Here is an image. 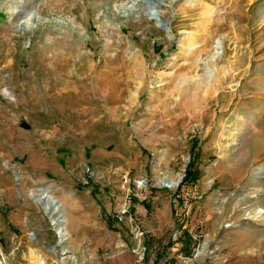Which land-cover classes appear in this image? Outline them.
Listing matches in <instances>:
<instances>
[{
  "label": "rangeland",
  "instance_id": "obj_1",
  "mask_svg": "<svg viewBox=\"0 0 264 264\" xmlns=\"http://www.w3.org/2000/svg\"><path fill=\"white\" fill-rule=\"evenodd\" d=\"M255 187L264 0H0V264H264Z\"/></svg>",
  "mask_w": 264,
  "mask_h": 264
},
{
  "label": "bare ground",
  "instance_id": "obj_2",
  "mask_svg": "<svg viewBox=\"0 0 264 264\" xmlns=\"http://www.w3.org/2000/svg\"><path fill=\"white\" fill-rule=\"evenodd\" d=\"M150 10L153 11V8L150 7ZM152 15L154 17V13H152ZM63 76L65 77L66 80H70V79L74 80L73 76H71L69 74V72L65 73V75H63ZM84 79L85 78L83 77L80 81L82 82ZM62 80H63V78H62ZM67 87H68V85H67ZM77 87H83V86H77ZM67 93H72V92L68 91ZM163 184H169L170 187H172V186H175L177 184V182L169 180V181L164 182ZM254 189L255 190L253 192L249 193L248 195H252V196L255 195V197H254L255 199L251 198L252 199V204L250 205L252 207L254 206L253 208L255 210L254 209L253 210H249V214L248 215H249V217H252L253 219L254 218L257 219L258 222L261 223V222L264 221V200H263V204H262L263 206L261 208H259V206H256L255 203H257V201H259L260 196L262 195V193L264 194V192L259 191L258 187H255ZM36 201H37V203H39L41 205V207H43V209L46 211V213L50 217L53 218V224L55 225L56 231H57V233L59 235L60 242L61 243L64 242L67 239L68 235H67V231H65L64 223H63V221L61 219V216H60L59 206L55 204L54 199L52 198V196L48 192H45V191H41L39 193V196L36 199ZM119 246L121 247V244H119ZM207 246H208V242H205L204 246L197 252V257L205 255ZM75 263H76V261H75Z\"/></svg>",
  "mask_w": 264,
  "mask_h": 264
},
{
  "label": "trees",
  "instance_id": "obj_3",
  "mask_svg": "<svg viewBox=\"0 0 264 264\" xmlns=\"http://www.w3.org/2000/svg\"><path fill=\"white\" fill-rule=\"evenodd\" d=\"M198 179V172L196 170H193L192 166L189 165L184 174V178L181 182V186L189 184V185H195L196 181Z\"/></svg>",
  "mask_w": 264,
  "mask_h": 264
},
{
  "label": "built area",
  "instance_id": "obj_4",
  "mask_svg": "<svg viewBox=\"0 0 264 264\" xmlns=\"http://www.w3.org/2000/svg\"><path fill=\"white\" fill-rule=\"evenodd\" d=\"M127 213H128V210H127V209H124V210L120 213V215L118 216V219L121 221V220L123 219V217H124L125 215H127Z\"/></svg>",
  "mask_w": 264,
  "mask_h": 264
},
{
  "label": "water",
  "instance_id": "obj_5",
  "mask_svg": "<svg viewBox=\"0 0 264 264\" xmlns=\"http://www.w3.org/2000/svg\"><path fill=\"white\" fill-rule=\"evenodd\" d=\"M164 186H167V187H169V185L168 184H163ZM176 185H178V183L176 184ZM58 235V234H57ZM59 238V237H58Z\"/></svg>",
  "mask_w": 264,
  "mask_h": 264
}]
</instances>
